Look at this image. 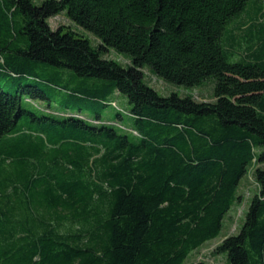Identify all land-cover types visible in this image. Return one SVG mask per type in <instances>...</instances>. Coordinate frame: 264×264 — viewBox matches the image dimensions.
<instances>
[{
    "label": "trees",
    "instance_id": "trees-1",
    "mask_svg": "<svg viewBox=\"0 0 264 264\" xmlns=\"http://www.w3.org/2000/svg\"><path fill=\"white\" fill-rule=\"evenodd\" d=\"M145 70L212 81L213 100L161 96ZM54 90L78 112L57 114ZM108 105L129 124L81 114ZM262 146L263 0H0V264H184L250 172L244 223L215 252L264 264Z\"/></svg>",
    "mask_w": 264,
    "mask_h": 264
},
{
    "label": "rangeland",
    "instance_id": "rangeland-1",
    "mask_svg": "<svg viewBox=\"0 0 264 264\" xmlns=\"http://www.w3.org/2000/svg\"><path fill=\"white\" fill-rule=\"evenodd\" d=\"M36 4L40 2V0H34ZM264 2V0H263ZM48 23L52 27V29H56L60 25H67L72 27L73 30H75V27L69 22L65 17L59 16V17H51L48 19ZM233 23H237V21L234 20L230 22L226 26V31L225 35H223L224 38H228V32L229 28L232 27ZM235 33L239 35V31L237 30L236 26L234 25ZM80 33H83L85 36H87L92 45H96L95 39L87 34L81 31L80 29H77ZM235 40V41H234ZM234 40H229L227 47L233 46L235 51H240L242 53L246 52L248 49H245L246 46L250 43L251 40H247L245 43L243 38L240 41L239 38L234 39ZM243 41V42H242ZM234 42V43H233ZM238 52H234L236 57L231 58V61H237L240 58L237 57L239 56L237 54ZM107 58H112L122 64H127L128 61L127 59L123 58L122 56L117 55L115 52L110 51L106 54ZM146 74V80L150 83L149 85L154 88L155 90L158 91V93L161 96H168L169 94L175 92L179 96H185L187 94L192 95L196 100L198 101H212L213 100V82L212 81H207L203 86H194V87H185V86H180V85H174V84H167L164 83L162 80L157 79L156 77L152 76L151 74L148 73L147 70H145ZM49 91V90H48ZM112 101L116 103V105L119 107V109L123 110H128L129 109V104L127 102V98L124 97V95L120 93H116L112 98H110ZM32 105L35 107H41L43 106L42 102L35 99L31 101ZM66 103L70 106V109H64V105ZM54 106L55 110L57 111V114H62L63 111L70 113V111H77L76 106L72 104V102H68L66 98H63L60 95H57V92L54 90ZM100 112L101 114V119L103 120L102 123H108L111 121H120L123 124H129V118L127 115H123L122 119H118L116 117L117 111L116 109L108 105L106 107H95V109H84L81 111V114L83 113V117L89 118H95L94 112ZM82 117L81 115H79ZM96 123L95 121H93ZM262 149H264V146H262ZM257 185L254 181V178L252 177V173L250 172L249 174H245L242 179L240 180V183L238 185V194L241 195V200L240 202H236L233 204L231 209L226 213V215L223 218L222 221V228L219 232V234L206 241L204 244H202L200 247L197 249L191 251L189 255L187 256L184 264H227L225 260V254L217 253L215 252L216 246L221 242L225 237L230 236V235H236L241 226L244 223L245 220V213L247 212L248 208V203L250 202L251 197L253 196L254 192L256 191Z\"/></svg>",
    "mask_w": 264,
    "mask_h": 264
}]
</instances>
